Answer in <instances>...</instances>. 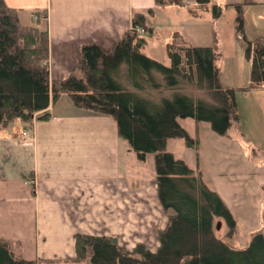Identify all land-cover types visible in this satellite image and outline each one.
<instances>
[{"label":"trees","instance_id":"obj_1","mask_svg":"<svg viewBox=\"0 0 264 264\" xmlns=\"http://www.w3.org/2000/svg\"><path fill=\"white\" fill-rule=\"evenodd\" d=\"M162 6L169 0H153ZM210 0H195L196 10ZM217 6L213 10H217ZM218 12V11H216ZM34 24H24L17 10L0 0V128L19 120L30 123L50 101L65 94L84 110L110 116L117 135L143 160L153 154L156 195L166 216L157 234V246L149 250L137 243L126 249L105 235L75 234L72 264H264V235L260 231L245 246L232 247L215 236L214 220H234L222 199L210 190L201 172L165 150L168 138H182L195 147L177 118L207 122L212 132L225 135L237 121L235 89L222 87L214 65L218 53L212 46H195L177 32L165 42L168 63L143 52L145 38L138 29L151 31L143 13L134 12L130 26L108 50L94 43L80 47L74 67L59 80H50L45 10L34 11ZM149 9L147 15H151ZM216 14V13H215ZM235 32L242 34L236 11ZM242 38L249 61L246 89L264 85V36ZM41 113V114H40ZM53 260L24 259L0 239V264H40Z\"/></svg>","mask_w":264,"mask_h":264},{"label":"crops","instance_id":"obj_2","mask_svg":"<svg viewBox=\"0 0 264 264\" xmlns=\"http://www.w3.org/2000/svg\"><path fill=\"white\" fill-rule=\"evenodd\" d=\"M3 2L27 24L35 23L32 12L45 10L50 80L61 79L74 67L82 44L108 50L130 26L134 12L151 18L156 10H170L193 22L213 3L234 9L235 14L238 10L241 17L246 9H264V0H210L195 14V0H169L162 6L153 0ZM254 17L263 18V12L257 10ZM172 29L179 28L174 24ZM245 31L243 22L242 34L233 29L241 45L242 36H264L261 29ZM173 32L188 42L180 30ZM231 78L232 84L222 87L235 89L234 123L243 130L238 131L240 137L257 139L259 132L264 136V101L255 96L264 86L246 89L248 82L237 84L236 72ZM43 112L45 118L34 115L30 123L15 120L0 128V239L9 241L21 258L54 261L40 264H72L64 260L74 256L75 234L111 236L126 249L137 243L157 246L166 216L156 183L148 191L141 184L132 188L130 178L117 170L120 150H132L120 141L113 119L75 107L65 94L50 101Z\"/></svg>","mask_w":264,"mask_h":264},{"label":"rangeland","instance_id":"obj_3","mask_svg":"<svg viewBox=\"0 0 264 264\" xmlns=\"http://www.w3.org/2000/svg\"><path fill=\"white\" fill-rule=\"evenodd\" d=\"M214 6L218 7L215 11ZM257 10L258 13L263 12V18L258 20L254 17ZM235 17L234 9L226 10L217 3L211 4L201 16L192 19L193 22L185 21V18L170 10H156L151 18L145 19L152 30L138 29L137 32L145 38L143 52L166 64L168 59L165 55V42L171 39L174 30H180L190 44L212 46L218 53L214 65L218 70L221 86L232 84L233 72L238 74L237 84L244 85L248 82L249 65L241 41L233 35ZM241 19L245 33L247 29L264 30L263 8L246 9ZM23 22L25 21L21 19V23ZM39 24L42 26L43 22ZM174 24L179 29H172ZM261 91L263 93L256 92L255 96L264 101V90ZM177 121L191 138H196L197 144L191 147L182 138H168L165 150L181 158L188 167L201 172L207 187L218 194L234 220L231 233L221 219L214 220V226L219 222L218 228L213 227L215 236L232 247H242L254 233L260 231L264 235L263 132L256 134L257 139L244 135L247 140H242L238 131L243 133V130L237 128L235 123L230 125L225 135H217L210 130L207 122L195 123L191 118H177ZM120 141L124 142L121 138ZM117 170L130 178L132 188L141 184L148 191L151 184H155L151 153L141 160L133 151L126 153L120 150ZM155 246L152 248L150 244H145L144 247L154 250Z\"/></svg>","mask_w":264,"mask_h":264},{"label":"water","instance_id":"obj_4","mask_svg":"<svg viewBox=\"0 0 264 264\" xmlns=\"http://www.w3.org/2000/svg\"><path fill=\"white\" fill-rule=\"evenodd\" d=\"M215 227H216V228H218V227H219V222H217V223H216Z\"/></svg>","mask_w":264,"mask_h":264},{"label":"built area","instance_id":"obj_5","mask_svg":"<svg viewBox=\"0 0 264 264\" xmlns=\"http://www.w3.org/2000/svg\"><path fill=\"white\" fill-rule=\"evenodd\" d=\"M22 134L24 135L25 134V131H23Z\"/></svg>","mask_w":264,"mask_h":264}]
</instances>
